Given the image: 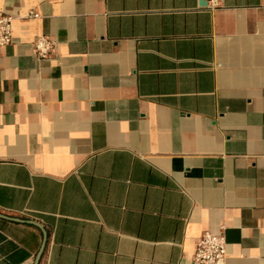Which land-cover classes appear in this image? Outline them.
Segmentation results:
<instances>
[{"label":"crops","instance_id":"crops-1","mask_svg":"<svg viewBox=\"0 0 264 264\" xmlns=\"http://www.w3.org/2000/svg\"><path fill=\"white\" fill-rule=\"evenodd\" d=\"M206 2L0 0V264H264V0Z\"/></svg>","mask_w":264,"mask_h":264},{"label":"built area","instance_id":"built-area-1","mask_svg":"<svg viewBox=\"0 0 264 264\" xmlns=\"http://www.w3.org/2000/svg\"><path fill=\"white\" fill-rule=\"evenodd\" d=\"M37 16V13H30ZM12 16L0 15V46L9 44L12 35ZM51 48V42L40 37L35 43V49L41 58H45ZM226 257V242L221 233L204 232L198 238L193 254V259L199 264H224Z\"/></svg>","mask_w":264,"mask_h":264},{"label":"water","instance_id":"water-1","mask_svg":"<svg viewBox=\"0 0 264 264\" xmlns=\"http://www.w3.org/2000/svg\"><path fill=\"white\" fill-rule=\"evenodd\" d=\"M207 4V2H206V0H199V5H201V6H205ZM44 245V244H43ZM43 247V246H42ZM41 251H42V249H41ZM41 251L39 252V254H38V258L40 257V255H41ZM38 258H37V260H38Z\"/></svg>","mask_w":264,"mask_h":264}]
</instances>
